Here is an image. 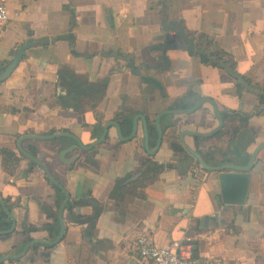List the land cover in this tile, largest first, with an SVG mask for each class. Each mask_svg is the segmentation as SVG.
Returning a JSON list of instances; mask_svg holds the SVG:
<instances>
[{
  "label": "crops",
  "instance_id": "crops-1",
  "mask_svg": "<svg viewBox=\"0 0 264 264\" xmlns=\"http://www.w3.org/2000/svg\"><path fill=\"white\" fill-rule=\"evenodd\" d=\"M5 1L9 22L0 39V72L21 49L24 54L0 84V150L19 157L12 164L0 154V196L16 203L17 221L15 231L0 235V259L24 253L32 241L49 240L46 231L23 230L51 222L58 200L45 170L20 151L23 136L68 132L89 146L109 121L118 123L119 113L131 112L147 118L155 149L158 115L187 110L178 104L195 106L205 97L214 99L222 115L240 113L249 121L243 127L240 118L225 120L220 134L202 137L191 133H209L220 125L210 102L194 112L166 114L155 155L145 148L142 119L133 139L122 140L111 126L91 150H71L74 141H51L61 136L24 139L23 148L37 150L74 207L64 211L67 230L61 242L36 250L32 245L0 264H153L139 254L137 238L143 233L161 247L189 246L195 260L264 264V147L251 171L246 202L225 204L217 199L219 172L203 168L182 141L186 133L193 149L215 151L214 165H247L264 144V0ZM170 21L195 37L196 50L171 49L169 65L157 67L163 46L180 40L166 27ZM128 58L141 67V75ZM62 79L77 80L80 87L68 93ZM197 137L205 139L197 142ZM222 153L230 160L224 162ZM147 158L163 165L156 179L112 198L116 180L140 171Z\"/></svg>",
  "mask_w": 264,
  "mask_h": 264
},
{
  "label": "water",
  "instance_id": "water-1",
  "mask_svg": "<svg viewBox=\"0 0 264 264\" xmlns=\"http://www.w3.org/2000/svg\"><path fill=\"white\" fill-rule=\"evenodd\" d=\"M167 28L175 30L179 37L180 40L177 43H170V44H165L163 46V54H162V59L163 62L159 63L157 65V67H161L163 66H168L169 65V58L167 57V51L171 50V49H181L184 51H188V52H195L196 47H195V37L192 36L190 33L186 32L185 27L180 25L178 22L176 21H170L167 23L166 25ZM24 54V49H21L18 52L17 57H15L1 72H0V84L3 83L6 79H8L13 71L16 69V67L18 66L19 62L22 60ZM128 60L130 61L132 67H133V71L139 75L142 74L141 71V67H135V64L133 63L131 58H128ZM146 81H150L152 83H155L157 85H161L156 79L151 78V77H144ZM244 82V81H242ZM206 102H210L211 104H213L214 108H215V112L216 115L219 119L220 125L219 127H217L214 131H211L209 133H195L192 132V135H196V136H202V137H208V136H212L215 133H217L218 131H220L223 127H224V119L222 116V113L219 109L218 104L214 101V99L210 98V97H205L202 100H200L195 106H193L190 109L187 110H165L163 112H161L158 117H157V128H158V133H159V137H158V142H157V146L155 149H151L150 148V143H149V132H148V121L147 118L143 115V114H138L135 118H134V128L132 131V134L129 137H124L122 134V129H121V125L115 121H109L104 128V132L102 137L95 141L94 143H92L89 146H86L83 144V142L81 141V139L72 134V133H68V132H60V133H56V134H52V135H48V136H34V135H25L23 136L18 143L19 149L20 151L27 156L28 158H30L32 161H34L35 163H37L38 165H40L41 167H43V169L45 170V173L47 175V177L55 184H57L58 186L61 187V189L63 190V192L66 195V199L63 202L60 211H59V219L62 225L61 228V232L58 235V237L54 240V241H50V240H35L32 241L28 244L26 251L29 250V248L32 245L35 244H41V243H47V244H51V245H55L58 244L59 242H61V240L63 239L66 230H67V226L64 220V211L66 209V206L68 205L69 201H70V194L69 192L66 190V188L62 185V183H60L58 180H56L54 178V176L52 175L49 167L47 166L46 163H44L43 161L39 160L38 158L34 157L32 154H30L29 152H27L23 146H22V142L24 139L26 138H54V137H59V136H69L72 137L73 139H75L80 147L84 150H91L92 148H94L96 145H98L99 143H101L102 141H104L108 134H109V130L111 126H115L118 129V134L120 136V138L122 140L125 141H129L131 139H133L135 137V135L137 134V128H138V121L139 119H142L144 122V128H145V148L147 150V152L149 154L155 155L158 150L160 149V147L162 146L163 143V137H164V131L161 128V118L162 116L166 115V114H173V113H190V112H194L197 109H199L204 103ZM186 133H183L182 136V141L184 143V146L186 147V149L199 161V163L202 165L203 168L209 170V171H215V172H219V180H220V185H221V195L218 196V201L220 203H225V204H244L246 202V198L248 195V191H249V185H250V181H251V171L254 167L255 164V160L256 157L258 155V152L260 151L261 148L264 147V144L261 145L251 156L249 162L247 165H238V164H232V163H226L223 165H219V166H211L209 165L206 160L204 159V157L195 149H193L191 146H189L185 139ZM0 202L2 203V205L5 207V209L7 210L4 200L1 198L0 196ZM8 214L11 216L12 218V227L9 230L6 231H0V235H5V234H9L12 233L13 231H15L16 226H17V221L14 218L13 214L9 211ZM24 252V253H25ZM24 253L18 255V256H8V257H4L0 259L1 261L7 260L9 258H16V257H20L21 255H23Z\"/></svg>",
  "mask_w": 264,
  "mask_h": 264
},
{
  "label": "trees",
  "instance_id": "trees-1",
  "mask_svg": "<svg viewBox=\"0 0 264 264\" xmlns=\"http://www.w3.org/2000/svg\"><path fill=\"white\" fill-rule=\"evenodd\" d=\"M199 53L203 57H205V58L207 57V54L204 53V51H202L200 49H199ZM60 84H61L62 89L64 87L65 90H68V93H70L72 91V89H75V88L78 89L80 87V83L77 82V80L74 81L72 79H68V80L62 79ZM84 84L85 83H82V85H84ZM189 94H192V93H189ZM187 100H188V97H187ZM262 102H264L263 98H262ZM178 105H182V108H184V109H189V108L194 106V103L193 102H184V103L180 102V104H178ZM222 116H223L224 121L225 120L232 121V120H236V118H240V121H241V124L243 127L246 126L248 124V121H249L248 115H242L240 113L225 112ZM117 120H118V123L121 125L123 135L124 136L130 135L132 133V129H133V121H134L133 113L126 112V113H124V115L122 117L119 113L117 115ZM241 128H242L241 126L235 127L231 133L232 136L235 137L239 133ZM221 132L222 131H220L218 134H220ZM51 134H53V132ZM202 139H205V138L197 137L196 140L198 142ZM59 140L64 141V143H69V141H74L76 143V145L71 147L70 148L71 150H73L77 146L80 147L79 143L75 139H73L72 137H69V136H61L59 138H54L51 141L57 143V141H59ZM157 140H158V135L156 136V139L153 142V145L156 144ZM28 150L34 157L38 158V152L35 148H29ZM197 151L204 157V159L206 160V162L209 165L219 166V165H214V163L211 161L212 157L216 153L215 151H211V152H208L207 154H204L199 149L198 146H197ZM0 154L4 156V160L8 157L10 159V161L12 162V164L17 162V160L19 159V157H17V154L15 152L9 150V149H1ZM222 154L226 158V160L224 162L230 160L229 158L226 157L227 153L226 154L222 153ZM31 163L33 166L41 167L40 165H38L34 161H31ZM223 164H226V163H223ZM223 164H220V165H223ZM5 165H6V163H5ZM41 168L43 169V167H41ZM31 170H32V168L30 170H28L27 173L30 172ZM162 170H163L162 164L155 162L151 158H147L141 164L140 171L135 172V173H130V174L126 175L125 177H121V178H118L116 180L114 189L111 192L110 196L112 198H121L126 191H133L134 190V192H136V189L139 186V184H140V186L141 185L144 186L146 183L153 182ZM142 174H143V176H142ZM45 175H46V173H45ZM46 178L50 182V184L55 188L56 193H57V198H58L56 209H54V211L51 214L49 213V216L52 218V221L48 222V223H46L40 227H37L34 225H30L29 227L27 226L26 228H24L23 232L24 233L35 232V231L37 232V231H41V230L46 231L48 233L49 240L54 241L61 232L62 225H61V222L59 219V211H60V208H61L63 202L66 199V195L63 192V190L61 189V187L58 186L57 184L53 183L47 177V175H46ZM4 203H5L7 210H9L11 213H13V209L16 206V203H13L12 199L9 197L4 198ZM73 207H74V204H73V202L70 201L68 203V205L66 206V209L72 210ZM7 210L5 209V207L0 202V231L9 230L12 227L13 221H12L11 216L8 214ZM75 218L78 221L83 220L82 216H80V215H76ZM41 246H51V245L47 244V243L46 244H36V245H33L32 248H33V250H36Z\"/></svg>",
  "mask_w": 264,
  "mask_h": 264
},
{
  "label": "built area",
  "instance_id": "built-area-1",
  "mask_svg": "<svg viewBox=\"0 0 264 264\" xmlns=\"http://www.w3.org/2000/svg\"><path fill=\"white\" fill-rule=\"evenodd\" d=\"M9 22V9L5 0H0V39L4 36ZM141 258L153 264H232L227 259L215 258L207 261L195 260L191 248L176 244V248L161 247L149 235L143 233L137 238Z\"/></svg>",
  "mask_w": 264,
  "mask_h": 264
}]
</instances>
